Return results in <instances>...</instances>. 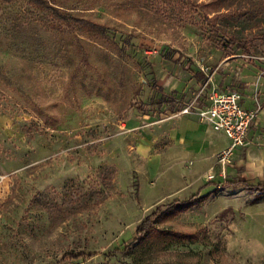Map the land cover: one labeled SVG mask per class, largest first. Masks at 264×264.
Listing matches in <instances>:
<instances>
[{
	"label": "rangeland",
	"instance_id": "1",
	"mask_svg": "<svg viewBox=\"0 0 264 264\" xmlns=\"http://www.w3.org/2000/svg\"><path fill=\"white\" fill-rule=\"evenodd\" d=\"M46 1L106 32L0 1V264H264V0ZM206 78L258 110L241 156L162 159Z\"/></svg>",
	"mask_w": 264,
	"mask_h": 264
},
{
	"label": "built area",
	"instance_id": "2",
	"mask_svg": "<svg viewBox=\"0 0 264 264\" xmlns=\"http://www.w3.org/2000/svg\"><path fill=\"white\" fill-rule=\"evenodd\" d=\"M209 83V78H206L196 97L186 103L180 113H195L201 123L229 139V146L216 154V163L225 166L230 163L233 151L245 145L247 132L256 120L258 110L244 108L239 92L209 88ZM203 95L206 103L198 106V100Z\"/></svg>",
	"mask_w": 264,
	"mask_h": 264
},
{
	"label": "crops",
	"instance_id": "3",
	"mask_svg": "<svg viewBox=\"0 0 264 264\" xmlns=\"http://www.w3.org/2000/svg\"><path fill=\"white\" fill-rule=\"evenodd\" d=\"M201 82V79L195 80L194 90L196 94H194V98L200 90L199 86ZM215 88L219 90H227L224 88ZM203 103H206L204 95L199 98L198 106L202 105ZM241 104L246 109H253L252 106H249L247 104L243 97L241 100ZM180 110L177 111L174 115H171V117L173 118L169 116L170 118L167 117V120L162 121V135L166 137V140L165 145L163 146L164 152L162 153L163 155L161 157L162 159L171 157L173 156V152L177 150L181 159H184L186 161L187 159L191 158L193 159V161L197 162L199 166H205L210 162L212 155L215 152L218 153L219 151L229 146L230 141L224 146L217 147L215 144L216 140L214 139V136L220 133L210 130L207 125L201 123L195 113L181 114ZM258 120L259 117L257 115V118L251 125V127L255 126ZM238 148L240 149L238 150V152H236V154L233 152L232 160H234L237 156H241V150L243 149V147ZM154 158L158 159V155H156Z\"/></svg>",
	"mask_w": 264,
	"mask_h": 264
},
{
	"label": "trees",
	"instance_id": "4",
	"mask_svg": "<svg viewBox=\"0 0 264 264\" xmlns=\"http://www.w3.org/2000/svg\"><path fill=\"white\" fill-rule=\"evenodd\" d=\"M0 1L9 3V2H12L15 0H0ZM29 1H31V3H33V5L36 8L43 9V10L47 11L51 17H53L56 21H58L59 23H61L63 25L77 26V27L85 29L86 31L97 32L100 34H104L106 32V29L103 26H100V25L93 23L89 20L74 17V16L60 10L56 6L49 4L46 0H29ZM232 42L235 43V45L238 48H245V45L242 44L240 41L233 40ZM253 187L263 188L264 183H262L260 185L257 184V186H248V188H253ZM195 201H197V199H195L193 197V198H190L187 200H182L180 202H175V203L171 204L170 206H168L169 208L167 207L164 212L169 211L173 207L174 208L175 207L176 208L177 207L189 208L191 206H194ZM158 208H159V206H157L156 211ZM156 211H154L153 214L146 216L140 222V224L136 230V238H135L136 241L143 240L149 234L150 230L152 229V224H154V222H155V220L151 219V216H153ZM164 231H167V230H164V229L161 230V232L167 233ZM160 264H184V263H180L179 261H171V262H165V263H160Z\"/></svg>",
	"mask_w": 264,
	"mask_h": 264
}]
</instances>
